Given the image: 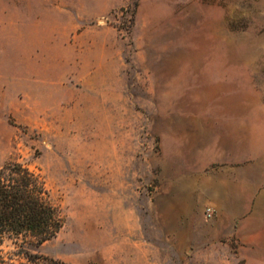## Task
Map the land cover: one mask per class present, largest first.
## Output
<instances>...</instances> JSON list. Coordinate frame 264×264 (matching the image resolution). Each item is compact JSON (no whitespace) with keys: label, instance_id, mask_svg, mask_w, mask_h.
Here are the masks:
<instances>
[{"label":"rangeland","instance_id":"rangeland-1","mask_svg":"<svg viewBox=\"0 0 264 264\" xmlns=\"http://www.w3.org/2000/svg\"><path fill=\"white\" fill-rule=\"evenodd\" d=\"M7 162L65 221L33 253L264 264V0H0Z\"/></svg>","mask_w":264,"mask_h":264},{"label":"trees","instance_id":"trees-1","mask_svg":"<svg viewBox=\"0 0 264 264\" xmlns=\"http://www.w3.org/2000/svg\"><path fill=\"white\" fill-rule=\"evenodd\" d=\"M64 223L40 174L20 162L0 167V264H14V257L19 264H66L29 250L56 238ZM11 244L15 250L5 251Z\"/></svg>","mask_w":264,"mask_h":264}]
</instances>
